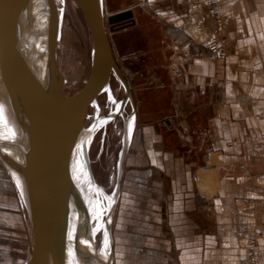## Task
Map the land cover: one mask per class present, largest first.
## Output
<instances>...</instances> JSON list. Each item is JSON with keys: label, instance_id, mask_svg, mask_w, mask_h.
<instances>
[{"label": "crops", "instance_id": "1", "mask_svg": "<svg viewBox=\"0 0 264 264\" xmlns=\"http://www.w3.org/2000/svg\"><path fill=\"white\" fill-rule=\"evenodd\" d=\"M215 7L224 58L194 34L190 0H105L106 14L133 9L120 34H143L121 68L136 102L124 207L139 228L115 236L119 264H255L243 225L264 245V0Z\"/></svg>", "mask_w": 264, "mask_h": 264}, {"label": "water", "instance_id": "2", "mask_svg": "<svg viewBox=\"0 0 264 264\" xmlns=\"http://www.w3.org/2000/svg\"><path fill=\"white\" fill-rule=\"evenodd\" d=\"M76 1L90 22L98 54L82 90L67 96L56 62V27L46 0H0V16L14 11L18 17L23 16L27 25L28 85L21 91L26 97L24 106L18 103L11 83L0 72V155L15 180L31 222L33 264H64L69 227L74 226L80 233L76 264H104L106 246L113 237V220L129 150V127L136 121L133 89L116 60L108 32V25L114 30L120 24L133 22V9L111 12L106 19L105 0ZM112 73L125 90L119 111L128 102L133 111L123 120L115 191L113 195L105 192L109 204L107 240L97 249L89 213L71 184L69 164L77 146L92 185L102 189L93 174L90 131L85 132L84 126L91 97L101 84L109 89ZM4 107L11 111L12 123L4 115ZM115 116L106 115L110 119Z\"/></svg>", "mask_w": 264, "mask_h": 264}, {"label": "rangeland", "instance_id": "3", "mask_svg": "<svg viewBox=\"0 0 264 264\" xmlns=\"http://www.w3.org/2000/svg\"><path fill=\"white\" fill-rule=\"evenodd\" d=\"M46 2L52 13L56 27L57 68L64 80L65 93L67 96H73L84 87L90 76L94 61L95 43L90 22L76 0H46ZM142 6L146 5L143 4ZM137 9L139 8L137 7ZM190 10L194 22H197L195 26L200 24L197 27V33L194 32L196 37L200 39L204 36L203 32H207L206 23L207 25L210 24L209 21L206 22L205 20L208 7L199 3H191ZM130 23L131 21L120 24L114 30H111L108 25V32L113 42L115 57L121 68L128 64V60L125 62V56L129 52V41L140 43L143 39L140 29H137L130 37L129 35L127 37L124 34H120L125 27L131 25ZM152 37L154 38L153 35ZM111 81V91L105 90L99 96L95 94L96 96L93 95L91 97L84 126L85 129L91 126L93 115L96 112L101 110L104 113L103 116H105L113 111L114 107L112 106L110 96H113L116 100L123 98L125 93L124 87L114 74H112ZM94 97H100V100H102L100 103L101 107H97L94 103L96 100L93 99ZM132 111L133 106L128 104L124 113L128 116ZM123 120L124 116L119 115L110 122L98 126L92 133L89 156L97 182L102 180L104 183H108L110 177H114L117 174L122 148ZM133 127L134 124H132V129ZM0 170L2 171V175L0 176V262L2 264H33L34 236L31 222L21 194L1 155ZM129 170V164H127V167L125 165L124 174L126 176L121 183L116 209L117 213L115 212L116 216L113 221L114 236L123 232L124 229L131 234H136L139 228L137 220L139 218V210H132L128 206H126V209L124 207L126 189L131 184ZM114 188L111 185L107 187V191L112 192ZM136 196L139 195L136 194ZM125 214L130 219H133V222L130 221L128 225L122 222L123 215ZM119 262L118 256L116 260L114 257L113 264H119Z\"/></svg>", "mask_w": 264, "mask_h": 264}, {"label": "bare ground", "instance_id": "4", "mask_svg": "<svg viewBox=\"0 0 264 264\" xmlns=\"http://www.w3.org/2000/svg\"><path fill=\"white\" fill-rule=\"evenodd\" d=\"M108 15L109 13L106 14L105 12L106 19ZM26 27H27L26 21L23 18V16L18 17L14 11L3 13L0 16V72L3 73V75H5V77L11 83L13 87V95L21 106H24L26 101L25 93H21V91L26 89L28 85L29 59H28V49H27ZM194 32L197 33V26L194 27ZM97 54H98V47L95 46L94 59L96 58ZM111 83L112 81H110V87L108 89L109 91H111ZM103 86L104 85L101 84V86L95 92L96 95L99 96L103 91L106 90L105 88H103ZM110 97H111L112 106L114 107L113 111L110 113L116 115L114 118H116L119 115L128 117L129 115L128 116L125 115L124 112L127 105L131 104V102H128L122 111L119 110L117 111L116 104H114L113 101L117 102V104L120 105L121 100H116L113 96ZM93 99H96L94 103L97 105V107L98 106L101 107L100 103L102 100H100V97L97 98L94 97ZM135 108H136V102H135ZM2 111L4 112V115L7 118V120H9V122L12 123V119H14V117L11 111L9 112L6 111L5 107L3 108ZM1 115L3 116L2 112ZM103 115L104 113L101 110L99 112H96L93 115V121L95 122L89 128L85 129V132L90 131L89 149H90V139L93 131H95V129L98 126L105 124L104 123L105 120L107 121L106 123H108L114 119V118L110 119L106 117V115L103 117ZM14 122L17 123L16 118ZM94 125L95 128H93ZM130 125H131V131L129 127V133H128L129 144L131 141L132 130H133L132 122L130 123ZM69 170H70L71 184L75 189V191L79 194L83 202L85 203V206L87 208L93 226L96 247L97 249H100L106 239L105 232L107 233L108 218H109V204L107 202L105 192H108L107 187H110L111 185L115 187L117 182V174L114 177L111 176L110 181L108 183H104L102 180L98 181V184L101 186L102 189L93 186L92 181L89 177L88 169L81 160V157L77 150V146H75L73 154L71 156ZM114 191L112 192L110 191L108 193L113 195ZM68 238L69 241L65 249L64 264H76L80 253V233L75 226L69 227ZM115 244H116L115 236L113 233V237L111 240L109 239L106 246L105 254L103 256L104 264H113V259L116 253Z\"/></svg>", "mask_w": 264, "mask_h": 264}, {"label": "built area", "instance_id": "5", "mask_svg": "<svg viewBox=\"0 0 264 264\" xmlns=\"http://www.w3.org/2000/svg\"><path fill=\"white\" fill-rule=\"evenodd\" d=\"M191 3H199L208 7V13L206 15V22L209 21V25L206 23L207 32L204 31V36L199 39L201 45L208 51V53L214 58H224L228 54V50L221 40V32L227 25V17L222 16L215 7V0H190ZM189 11L191 12L190 8ZM192 14V12H191ZM200 25V24H199ZM199 25L197 27H199ZM198 39V37H197ZM264 148V144L262 145ZM250 229L247 225H243L240 229L241 235H246L251 239V245L247 250V259L255 264L264 262V245L258 243V239L262 238V231L256 230L250 233Z\"/></svg>", "mask_w": 264, "mask_h": 264}, {"label": "snow or ice", "instance_id": "6", "mask_svg": "<svg viewBox=\"0 0 264 264\" xmlns=\"http://www.w3.org/2000/svg\"><path fill=\"white\" fill-rule=\"evenodd\" d=\"M113 103L114 104H116V107H117V111L119 110V107H120V105L119 104H117V102H115V101H113ZM107 121L105 120L104 121V123H106ZM93 128H95V125L93 126ZM130 131H131V125H130ZM105 238H106V240H107V233L105 232ZM85 243H87L86 241H85Z\"/></svg>", "mask_w": 264, "mask_h": 264}]
</instances>
